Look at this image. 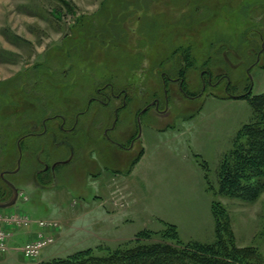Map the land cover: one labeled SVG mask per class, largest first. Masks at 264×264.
Wrapping results in <instances>:
<instances>
[{"label":"rangeland","instance_id":"1","mask_svg":"<svg viewBox=\"0 0 264 264\" xmlns=\"http://www.w3.org/2000/svg\"><path fill=\"white\" fill-rule=\"evenodd\" d=\"M138 2L0 0V189L8 202L13 191L1 175L19 166L5 180L29 198L0 211L18 209L34 222L58 224L35 260L20 254L27 239L25 229L17 231L13 264L116 249L166 224L176 225L184 243H212L213 203L237 246L257 251L250 264H264V194L254 202L225 196L218 178L238 132L253 118L250 98L264 95V0ZM13 34L31 43L15 44ZM163 74L184 77L188 92L202 96L186 99L169 80L165 96ZM108 85L128 92L130 101L105 138L122 101L89 100L99 90L110 94ZM156 100L165 115L151 108L138 117ZM58 115L67 122L48 123V134L22 141L20 154L19 139L43 132L44 119ZM135 136L132 151L119 147ZM65 159L54 179L44 173ZM121 235L131 239L118 244ZM161 241L153 236L145 243Z\"/></svg>","mask_w":264,"mask_h":264},{"label":"trees","instance_id":"2","mask_svg":"<svg viewBox=\"0 0 264 264\" xmlns=\"http://www.w3.org/2000/svg\"><path fill=\"white\" fill-rule=\"evenodd\" d=\"M139 1L150 6L157 0ZM140 11L148 14V10ZM186 60L187 67H192L188 55ZM250 94L248 90L242 99H248ZM250 101L253 118L238 132L233 149L220 164L218 178L222 194L254 202L264 194V95L250 98ZM142 154L143 151L132 163L133 166ZM212 213L216 236L212 243H184L176 225L166 224V230H143L116 249L101 246L88 248L64 259L38 264H250L252 259L258 258L254 248L237 246L231 229L226 227L227 219H221L222 214L214 203ZM153 236H159L162 241L145 243Z\"/></svg>","mask_w":264,"mask_h":264},{"label":"flooded vegetation","instance_id":"3","mask_svg":"<svg viewBox=\"0 0 264 264\" xmlns=\"http://www.w3.org/2000/svg\"><path fill=\"white\" fill-rule=\"evenodd\" d=\"M187 68H189V67H187ZM186 71V70H185ZM204 76H205V73L203 72L202 74H201V77H202V79L204 78ZM208 76V75H207ZM162 78H163V84H164V93H165V96H168V94H167V89H166V83L168 82V80L169 81H171V82H173V83H175V84H178V89H179V92H180V94L184 97V98H186V99H189V100H192V99H195V98H198L199 96H202L201 94H192V93H190V92H188V90H187V88H186V85H185V79H184V77H181V76H179V77H176V78H169V77H166L164 74L162 75ZM210 82V81H209ZM203 85H204V88H203V91L206 89V84H205V81H204V79H203ZM111 88V90H112V92L110 93V94H107V93H105L103 90H99L98 91V97L97 98H90V104H92V102H98V103H101V104H107L111 99H114V100H121L122 101V105L120 106V107H118V108H116L115 109V111H114V122H113V124H112V126L111 127H109L108 129H107V131L106 132H104L105 133V138H107V134H108V132L113 128V126H114V123H115V120L117 121V117H118V114H119V111L121 110V109H124L125 108V106L128 104V102L130 101L129 100V96H130V94H128V92H126V91H122L121 93H119V94H116V93H114L113 92V87L111 86V85H108L106 88ZM105 88V89H106ZM104 89V90H105ZM225 92L229 95V91H228V88L226 87L225 88ZM103 99H106V101L105 100H103ZM166 106L168 105V99L166 100ZM164 107L163 108V110H160L159 108H160V103L158 102V100H156V101H154L152 104H150V105H148L146 108H144L139 114H138V117L140 116V114L142 113V112H146V111H148L149 109H151V108H154V110H155V112H157V113H159V114H161V115H165L166 114V112L168 111L167 110V107ZM145 110V111H144ZM57 119H60L61 120V122L63 123V125L67 122V119L64 117V116H62V115H58L57 117H52V118H46V119H44V121H43V127H44V130H43V132H41V133H39V134H37V133H30V134H28L27 136H24V137H22V138H20L19 139V144H18V150H19V153L21 154V151H20V149H19V147L21 148V142L22 141H24L25 139H27L28 137H35V136H45V135H47L48 133V126H47V124L48 123H50V122H53V121H55V120H57ZM139 119L140 118H138V122H139ZM75 123V122H74ZM78 124V123H77ZM76 124V125H77ZM61 129H64V126H61ZM74 129V128H73ZM73 129L72 130H68L69 132H72L73 131ZM136 137L137 136H135V138H133V139H129V141L128 142H130V144H129V146L128 147H122V145H119V147H121L122 149H125V150H129V151H132L133 150V146H134V141H132V140H135L136 139ZM66 143V141H64V140H62L61 141V145H63V144H65ZM59 144V145H60ZM65 145H68V144H65ZM61 147V146H60ZM72 160V159H71ZM20 161V159L18 160V162ZM70 160H55L52 164H51V167H49V165H46L45 166V168H44V173L45 174H50V177H51V179H54L55 177H56V168L58 167V166H60V165H63V163L64 164H67L68 162H69ZM6 172H10V171H6ZM10 173H8V174H6V175H9ZM5 177V176H4ZM1 179L4 181V183L6 184V182H5V178H2L1 177ZM7 185V184H6ZM8 186V185H7ZM9 187V186H8ZM12 191H13V189L11 188V187H9ZM20 192H22V191H20L19 189H18V197H17V200H19V196H20ZM13 194H14V192H13ZM8 196L6 195V192H5V190H1L0 189V203H3L2 201H4L6 198H7ZM12 197H13V195H12ZM12 197L8 200V202L12 199ZM28 200H29V198H28ZM4 203H7V202H4Z\"/></svg>","mask_w":264,"mask_h":264},{"label":"built area","instance_id":"4","mask_svg":"<svg viewBox=\"0 0 264 264\" xmlns=\"http://www.w3.org/2000/svg\"><path fill=\"white\" fill-rule=\"evenodd\" d=\"M19 200L26 202L28 197L25 193L20 192ZM34 226H36L35 233L27 238L20 250L26 258L33 260L38 259L42 250L53 242L58 224L46 220L34 222L26 214H22L16 209L6 213L0 211V256L9 251V243L17 231L28 230Z\"/></svg>","mask_w":264,"mask_h":264},{"label":"crops","instance_id":"5","mask_svg":"<svg viewBox=\"0 0 264 264\" xmlns=\"http://www.w3.org/2000/svg\"><path fill=\"white\" fill-rule=\"evenodd\" d=\"M12 39H14V41L13 42H15V44H20V43H24V42H26V43H28L29 42V40H27V39H25V38H22L21 36H19V35H17V34H13V36H12ZM18 42V43H17ZM29 43H31V42H29ZM28 43V44H29ZM112 212H114V211H112ZM117 213V212H116ZM117 214H115V215H112L113 217H117L116 216ZM120 217V220L123 222V221H129L127 218H129L127 215H120L119 216ZM35 231H36V229H34V228H31V229H28V230H25V232H24V238H28L31 234H34L35 233ZM55 235H56V233H55ZM129 239H131L129 236H124V235H121L119 238H117L116 239V242H118V244H121V243H123V242H125V241H128ZM13 241H11L10 242V244L12 243ZM13 244V243H12ZM10 246V245H9ZM85 247H89V246H92V245H88V244H86V245H84ZM17 249H19V247H17L16 246V244L14 243L13 244V248L12 249H10V247H9V251L7 252V253H5V254H3V255H1L0 256V264H13V262H14V257H15V253H17ZM20 254H22L21 253V251H20ZM32 262V261H31Z\"/></svg>","mask_w":264,"mask_h":264},{"label":"water","instance_id":"6","mask_svg":"<svg viewBox=\"0 0 264 264\" xmlns=\"http://www.w3.org/2000/svg\"><path fill=\"white\" fill-rule=\"evenodd\" d=\"M263 47H264V44H263ZM251 91H252V86L250 87L249 92H251ZM234 98H236V97L234 96ZM144 111H145V110H144ZM139 126H140V125H139ZM19 164H20V161L18 162V165H19ZM18 170H19V166H18V168H17L16 170H14V171H11V172H4V173H2L1 177L4 178V176H5L6 174H8V173H10V174H15V173L18 172ZM5 182H6V184H7L9 187H11V188L13 189L14 195H13V198H12L9 202L0 204V209H7V208H10V207L14 206L15 203H16L17 197H18V189H17V188L11 183V182H9V181H7V180H5Z\"/></svg>","mask_w":264,"mask_h":264},{"label":"bare ground","instance_id":"7","mask_svg":"<svg viewBox=\"0 0 264 264\" xmlns=\"http://www.w3.org/2000/svg\"><path fill=\"white\" fill-rule=\"evenodd\" d=\"M19 149H20V151H21V148L19 147ZM20 165V164H19ZM5 178V177H4ZM14 195V194H13ZM13 198V197H12ZM18 202V200H16V203ZM15 203V204H16ZM0 204H2V203H0ZM15 206V205H14ZM13 207V206H12ZM11 208V207H10ZM8 209V208H7ZM16 210H18V209H16ZM23 255V254H22ZM24 256V255H23ZM25 257V256H24ZM26 258V257H25ZM26 259H28V258H26ZM29 260H33V259H29Z\"/></svg>","mask_w":264,"mask_h":264}]
</instances>
